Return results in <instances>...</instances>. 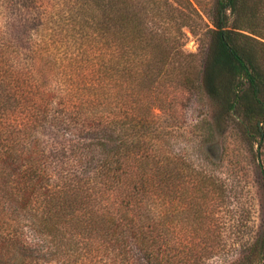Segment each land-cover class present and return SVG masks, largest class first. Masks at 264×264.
Here are the masks:
<instances>
[{"label":"trees","instance_id":"obj_1","mask_svg":"<svg viewBox=\"0 0 264 264\" xmlns=\"http://www.w3.org/2000/svg\"><path fill=\"white\" fill-rule=\"evenodd\" d=\"M29 2L0 5L12 17L16 6L25 13ZM145 2L72 0L61 20L81 31L92 27L105 48L96 56L99 74L74 81L68 93L40 88L29 42L38 23L30 15L20 14L0 31V264H168L162 251L166 212L149 209L165 208L170 169L158 142L165 130L150 113L152 98L129 100L138 72L117 54L122 32L137 33L150 55H158L162 40L168 43L140 23L151 11ZM242 8L243 0H214L200 85L216 107L215 122L233 119L264 150V41L236 31ZM151 62L141 63L147 85L154 80ZM84 66L75 64V73ZM120 74L129 75V91L115 82ZM42 131L56 141L49 144ZM177 161L176 179L182 176ZM187 170L199 188L210 180L193 166ZM262 257L260 248L251 264Z\"/></svg>","mask_w":264,"mask_h":264},{"label":"rangeland","instance_id":"obj_2","mask_svg":"<svg viewBox=\"0 0 264 264\" xmlns=\"http://www.w3.org/2000/svg\"><path fill=\"white\" fill-rule=\"evenodd\" d=\"M32 1L25 13L22 6H16L12 17L0 5V31L8 23L16 22L20 14L30 15L29 20L38 23L29 42L33 49L31 69L40 88L68 93L74 88V81L81 79L83 83L90 76L93 78L91 73L99 74L101 60L96 56L102 53L104 45L93 37L92 27L81 31L61 20L75 3ZM145 1L144 6L151 11L147 20L140 23L160 32L168 43L162 40L158 45L156 40L158 55H150L142 47L145 40L137 33L132 38L130 33L122 32L126 39L117 54L122 56V62L129 58L138 72L132 74L135 81L131 84L136 86L129 100L152 98L150 113L157 116L165 130L158 141L170 169L165 208L149 206L155 215L166 212L164 257L168 264H251L252 254L260 248L264 251V150L257 141L246 138L233 119L215 122L216 107L200 85L210 43L206 30L212 27L214 0ZM242 9L236 31L264 41V0H243ZM139 11L143 14L141 8ZM104 55L110 56V51L106 50ZM147 58L152 61L150 71L154 79L148 85L141 74L145 70L141 63ZM79 62L85 66L76 74L75 64ZM163 64L167 65L161 68L163 73L157 74L158 66ZM120 75L115 82L122 91L132 89L126 79L129 75ZM40 134L49 144L56 141L47 131ZM176 158L182 174L178 179L172 172ZM187 166L209 176L208 183L199 188L196 179L187 174ZM141 207L144 211L147 208L145 204ZM22 230L30 239L31 234ZM257 264H264V257Z\"/></svg>","mask_w":264,"mask_h":264}]
</instances>
